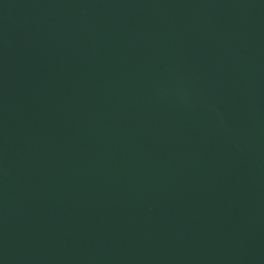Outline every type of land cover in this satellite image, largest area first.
<instances>
[{"label": "water", "instance_id": "1", "mask_svg": "<svg viewBox=\"0 0 264 264\" xmlns=\"http://www.w3.org/2000/svg\"><path fill=\"white\" fill-rule=\"evenodd\" d=\"M0 264H264V0H0Z\"/></svg>", "mask_w": 264, "mask_h": 264}]
</instances>
